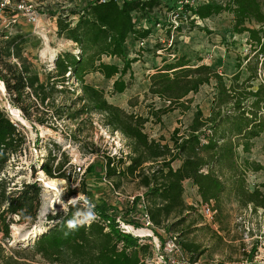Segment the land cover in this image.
I'll list each match as a JSON object with an SVG mask.
<instances>
[{
  "label": "trees",
  "instance_id": "obj_1",
  "mask_svg": "<svg viewBox=\"0 0 264 264\" xmlns=\"http://www.w3.org/2000/svg\"><path fill=\"white\" fill-rule=\"evenodd\" d=\"M161 1L89 0L71 13L58 14V36L73 42L78 53L72 50L58 53L54 67L44 80L33 63L23 56L24 33L5 38L0 32V79L11 102L28 120L40 124L48 116L77 120L98 112L104 115L106 125L129 140L131 153L127 160L108 155L102 172L108 180L131 176L145 188L142 195L125 205V215H119L130 225L136 221L128 219L129 214L141 219L145 212L156 228L167 226L171 219H174L170 224L172 230L187 222L188 214L195 209L185 201L186 181H191L197 189L200 204L213 201L217 211L221 210V197L227 192H233L242 206L264 210V182L253 190L247 182V173L263 171L264 164L247 157L241 161V153H251L256 139L264 133V0H208L193 5L179 1L182 10L173 15L181 20V14L190 13L192 26L197 18L204 20L224 12L232 14L233 32L248 33L247 44L253 55L246 54L243 59L239 56L238 70L228 78L209 64L192 65L186 54L175 55L171 62L164 59V65L156 66V71L148 75V91L167 104L151 108L148 116L126 112L108 100L104 88L88 80L91 75L112 79V94L127 90L129 82L125 76L138 60L128 57L127 41L133 36L143 42L152 32V27L137 28L135 15L149 17ZM173 8V12L177 11V5ZM73 15L78 18L74 20ZM177 28L181 30L180 26ZM12 54L20 63L10 59ZM104 57L119 59L122 65L106 61ZM243 70L248 74L244 78ZM260 79L255 88L254 82ZM212 82H215V93L208 115L197 106L189 125L172 131V145L163 142L164 138H150L145 124L151 117L161 122L169 112L188 111L194 100L190 94L198 93L203 85ZM63 93L73 95L71 103L66 100L57 103ZM25 143L26 135L0 107V170ZM64 164L60 160L56 165L45 160L42 169L50 178L68 180L69 174L62 171ZM92 171L90 164L87 174ZM86 185L84 182L83 186ZM77 192L72 189L69 196ZM41 193L38 181L23 182L21 188L9 193L8 181L0 179L3 207L0 232L4 237L11 236L12 223H36ZM142 202L144 205L140 207ZM120 205L118 202L115 209L120 211ZM82 212L86 216L80 215ZM117 217L93 202L72 201L66 210L49 213L47 219L51 224L28 244L13 249V253H5L0 243V264H149L147 258L153 257L150 253L147 257L149 245L123 231ZM188 232L184 231L181 236L185 237ZM179 244L191 263L203 253L199 244L187 240Z\"/></svg>",
  "mask_w": 264,
  "mask_h": 264
},
{
  "label": "rangeland",
  "instance_id": "obj_2",
  "mask_svg": "<svg viewBox=\"0 0 264 264\" xmlns=\"http://www.w3.org/2000/svg\"><path fill=\"white\" fill-rule=\"evenodd\" d=\"M43 1L46 5L43 11L46 15L43 17L47 19L41 20V24H34V30L30 32L22 24L31 22L23 18L14 28L17 33H24L26 42L23 46V56L33 63V67L40 72L42 80L46 78V73L54 67L58 53L65 50L78 53L73 42L58 36L57 15L63 12L71 13L74 9L84 7L89 0ZM174 5H177L175 12L172 11ZM180 9L179 0H162L160 5L149 14V17H143L142 14L135 15L137 28L152 27V32L143 42L133 36L127 41L128 57L138 60L132 63L131 70L125 76L129 87L124 93H111L112 79L97 75L88 76L89 81L104 88L111 103L120 106L128 113L143 116H148L151 108L165 106L167 104L165 101L149 93L148 75L156 71V66H163L164 59L168 62L173 61L175 55L186 54L194 66L202 63L209 64L223 73L226 78L237 72L239 56L243 59L246 54L253 55L250 45L247 44L248 33L233 32L232 14L224 12L204 20L197 18L192 26L190 13L181 14V20L173 15ZM71 18L76 20L78 16L73 15ZM159 21L160 23L157 24ZM179 26L180 31L177 28ZM104 59L122 65L119 59L107 57ZM17 60L19 62L18 58ZM243 71L244 78L248 74L245 70ZM0 81L3 80L0 79ZM260 81L261 79L254 82L255 88ZM214 83L203 85L198 93L190 94L189 97H193L194 100L188 111L182 113L177 109L169 112L163 115L161 122L151 117L145 124V131L150 138L157 140L164 138L163 142L168 141L172 145L170 141L172 131L176 127L185 129L191 122L197 106L205 115H208L215 93ZM4 91L0 88V107L26 135V143L18 154L11 156L5 168L0 170V179L8 181L9 193L21 188L23 182L38 181L42 186L41 205L36 223H12L11 236L8 238L0 232V243L4 252L11 254L13 249L28 244L31 238L26 241L20 240L23 235L37 228L45 230L47 225L51 224L47 219L49 213L64 211L70 202L77 199L93 202L110 212L117 207L116 204L119 202L122 204L119 207L120 211L115 210L114 215L124 216L125 205L132 203L135 196L142 195L145 188L131 176L110 179L113 186L115 185L113 188L106 182L102 168L108 155L127 160V155L131 153L129 140L120 131L112 130L106 125L104 115L98 112L92 113L90 118L84 115L77 120L66 116L60 118L48 116L44 124L30 121L21 109L13 105L7 90ZM72 97L71 93H63L58 96L57 103L62 100L71 103ZM16 109L20 111L19 116L13 113ZM263 144L264 133L256 139V145L251 153H241V161L247 157L264 164ZM45 160L54 162L55 165L59 160L65 162L62 171L65 170L69 174V179L54 178L57 183L47 186L45 179L47 180L50 176L42 169ZM90 164L93 165V171L87 174ZM177 165V161L173 162L174 167ZM79 167H81L80 171ZM61 179L64 182H61ZM84 182L87 184L85 187ZM247 182L248 187L253 190L264 182V170L249 171ZM84 188L86 193L83 192ZM72 189L78 192L69 196ZM184 197L186 203L193 206L195 210L188 214V221L176 230L170 229V224L174 219H171L167 226L156 228L141 224V219L135 214L128 215V219L136 221V224L131 225L135 229L150 231L148 235L131 232L140 238L141 243L149 245L147 246V257L153 254L154 258H159L158 261L161 264L164 262L170 264L161 249L158 252L154 251L153 244L154 241H158L163 247L168 237L175 235L179 241L187 240L199 244L200 250L203 251L195 263L188 261V256L185 254L176 255L175 259H180V264H264V210H255L251 205L242 206L233 192H227L221 197V210L216 212L213 219H207L199 210L200 196L194 186L193 189L189 186L185 187ZM2 210L3 207L0 205V212ZM80 215L86 216L83 212ZM127 222L125 223L128 224ZM186 230L190 232L182 237V233Z\"/></svg>",
  "mask_w": 264,
  "mask_h": 264
},
{
  "label": "built area",
  "instance_id": "obj_3",
  "mask_svg": "<svg viewBox=\"0 0 264 264\" xmlns=\"http://www.w3.org/2000/svg\"><path fill=\"white\" fill-rule=\"evenodd\" d=\"M179 1L193 5L197 1H208V0H179ZM44 6L46 7L43 0H0V32L5 34L4 36L5 38H9L10 36L16 34L17 32L14 28L15 26L19 25V20L21 18L35 25H38L41 20L46 18L43 17L46 15V13L43 12ZM11 59L19 63L14 54L11 55ZM78 170L80 171L81 167H79ZM105 180L108 183V185L114 188L113 183L110 180L106 178ZM91 205L93 206V204ZM142 205H144V202L140 203V207ZM199 210L207 219H213L217 212V210L214 208L213 201L206 203L202 202L199 205ZM117 220L120 223V227L123 231L131 233V231L129 230V226L131 225L126 224L119 216L117 217ZM141 220L146 227H154L148 212H145L143 214ZM161 247L162 246L158 241H154L153 248L155 252L156 251L158 252L161 249L165 256L163 254L162 255L165 258H168L167 260L170 264H180V259L176 260L175 256L176 255L183 256L185 253L181 248V245L179 244L178 237H176L175 235L169 236L168 239L165 241L164 246L162 248ZM162 255L161 257L163 258ZM158 260L159 258L157 257L156 258L151 257L149 260H147V262L149 264H161ZM163 264L166 263L164 262Z\"/></svg>",
  "mask_w": 264,
  "mask_h": 264
},
{
  "label": "bare ground",
  "instance_id": "obj_4",
  "mask_svg": "<svg viewBox=\"0 0 264 264\" xmlns=\"http://www.w3.org/2000/svg\"><path fill=\"white\" fill-rule=\"evenodd\" d=\"M0 88H2L3 90H5L6 91V87H5V83L3 82V81H0ZM4 91V92H5ZM19 110L18 109H16V110H13V113H15L16 115H18L19 116ZM45 181H46V184H47V186H53L55 183H57V181H56V179H54V178H48L47 180L45 179ZM61 182H64V180L63 179H61ZM62 185V184H61ZM129 230L132 232H135V233H137V234H139V235H148L149 234V232L150 231H148L147 229H135V228H133V227H131V226H129ZM43 231V228H37L35 231H33V232H31V233H29V234H25V235H23L21 238H20V240H24V241H26V240H29L30 238L31 239H33L38 233H41ZM30 239V240H31Z\"/></svg>",
  "mask_w": 264,
  "mask_h": 264
},
{
  "label": "crops",
  "instance_id": "obj_5",
  "mask_svg": "<svg viewBox=\"0 0 264 264\" xmlns=\"http://www.w3.org/2000/svg\"><path fill=\"white\" fill-rule=\"evenodd\" d=\"M25 28H26V30L27 31H32V30H34L33 28H34V24H32V23H26V22H24L23 24H22ZM55 24L53 23V26H54ZM43 26H45L44 25V23H43ZM186 186H189L191 189H193V184L191 183V181H186ZM116 209L114 208V210L111 212V213H113V214H115V211Z\"/></svg>",
  "mask_w": 264,
  "mask_h": 264
}]
</instances>
